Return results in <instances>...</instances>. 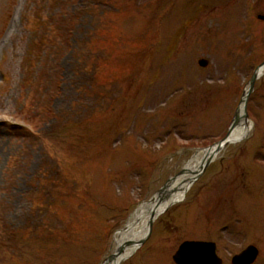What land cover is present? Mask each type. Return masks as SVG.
<instances>
[{
    "label": "rangeland",
    "instance_id": "obj_1",
    "mask_svg": "<svg viewBox=\"0 0 264 264\" xmlns=\"http://www.w3.org/2000/svg\"><path fill=\"white\" fill-rule=\"evenodd\" d=\"M258 16L264 0H0V264L102 263L138 205L228 132L264 61ZM247 103L246 140L123 264H173L185 240L222 264L253 245L264 264V76Z\"/></svg>",
    "mask_w": 264,
    "mask_h": 264
},
{
    "label": "bare ground",
    "instance_id": "obj_2",
    "mask_svg": "<svg viewBox=\"0 0 264 264\" xmlns=\"http://www.w3.org/2000/svg\"><path fill=\"white\" fill-rule=\"evenodd\" d=\"M248 127V126H247ZM247 127L242 126L241 120H236L235 124L231 128L230 136L233 139H239L240 135L245 132ZM249 128V127H248ZM206 155V152L197 153L192 160L189 161V163L184 167L185 171H193L197 170L198 167L201 165V161L203 157ZM182 178L183 176H180L179 178H176L174 181L171 182L170 187L166 188L164 195H167L166 202L167 203H178L182 201L185 191L181 190V184H182ZM157 195L152 202L149 203H143L139 206V208L131 215L128 223H127V229L125 233H123L122 230H119L114 237V241L121 242L122 241V234L123 235H129L127 238H129L133 243L137 242L145 233V228L147 221L150 218V212H156L161 208L164 203L159 202V206H156L157 201L162 197ZM159 197V198H158ZM155 204V208L153 207ZM129 232V233H127ZM126 239V238H124ZM134 249L132 250V252ZM131 252V253H132ZM128 252L127 257L131 254ZM126 257V258H127Z\"/></svg>",
    "mask_w": 264,
    "mask_h": 264
},
{
    "label": "water",
    "instance_id": "obj_3",
    "mask_svg": "<svg viewBox=\"0 0 264 264\" xmlns=\"http://www.w3.org/2000/svg\"><path fill=\"white\" fill-rule=\"evenodd\" d=\"M255 76H253L252 82L254 81ZM251 82V83H252ZM225 141L221 142L220 145L224 144ZM178 264H207L209 263L208 254L207 255H198L197 250L194 248L182 247L181 250L174 257Z\"/></svg>",
    "mask_w": 264,
    "mask_h": 264
},
{
    "label": "trees",
    "instance_id": "obj_4",
    "mask_svg": "<svg viewBox=\"0 0 264 264\" xmlns=\"http://www.w3.org/2000/svg\"><path fill=\"white\" fill-rule=\"evenodd\" d=\"M81 6H82V8H83V10H84V9H86V7L88 6V3H87V2H83Z\"/></svg>",
    "mask_w": 264,
    "mask_h": 264
}]
</instances>
